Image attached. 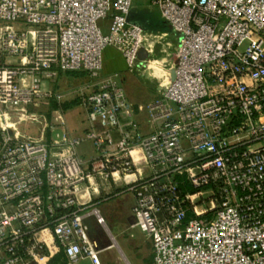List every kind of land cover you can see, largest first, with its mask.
I'll return each mask as SVG.
<instances>
[{
	"label": "built area",
	"instance_id": "built-area-1",
	"mask_svg": "<svg viewBox=\"0 0 264 264\" xmlns=\"http://www.w3.org/2000/svg\"><path fill=\"white\" fill-rule=\"evenodd\" d=\"M149 2L173 33L174 60L160 78L149 73L158 97L135 105L119 73L102 72V52L144 73L168 33L129 22L132 0H0V53L18 58L0 65V264L58 254L100 264L83 211L92 194L112 193L109 181L129 186L151 264H264V0ZM59 72L93 80L77 96L86 127L67 132L55 111L59 138L21 136L23 120L48 126L29 106L53 95L42 82ZM83 143L92 156L78 153Z\"/></svg>",
	"mask_w": 264,
	"mask_h": 264
},
{
	"label": "rangeland",
	"instance_id": "rangeland-1",
	"mask_svg": "<svg viewBox=\"0 0 264 264\" xmlns=\"http://www.w3.org/2000/svg\"><path fill=\"white\" fill-rule=\"evenodd\" d=\"M127 20L139 25L146 33L156 35H160L162 32L168 33L166 37L160 39L159 43L156 44L155 56L149 62V65L153 64L154 73L151 69L142 73L141 68H138L133 72L127 71L120 76L121 84L129 100L145 101L146 98H149L151 101L158 97V81L151 77L150 74L160 78L166 71L165 69L170 67L174 60L175 40L173 33L161 15L159 8L151 5L149 0H132ZM4 24V22H0V26ZM12 57L15 56L0 53V65L14 64L15 61H4L6 58L11 59ZM164 57L167 60L163 63ZM71 105L77 104L73 102ZM64 115L69 126H76L83 119L84 111L80 106H74L65 111ZM46 120L48 123L46 129H50V126H53V131L50 133L51 138L61 136L60 128L51 123L49 117ZM18 127L21 134L28 135V132H30L31 138L36 137L34 136L35 133L40 135L41 132V125L28 119L23 120ZM128 188L129 186L123 184L114 186L109 181V188L106 191H111L112 193L105 195L101 191L99 197L107 198L95 204L104 221L101 223L97 222L94 214L84 220L89 238L96 243V248L100 250V264H151L152 256L149 239L137 227H131L133 221L131 212L132 197ZM112 217L114 218L113 220L110 219ZM75 264H92V262L88 257H83Z\"/></svg>",
	"mask_w": 264,
	"mask_h": 264
},
{
	"label": "crops",
	"instance_id": "crops-1",
	"mask_svg": "<svg viewBox=\"0 0 264 264\" xmlns=\"http://www.w3.org/2000/svg\"><path fill=\"white\" fill-rule=\"evenodd\" d=\"M100 25L102 26L103 30L106 31L108 21L107 20H101ZM4 61L5 62L6 61L17 62L18 58L17 57H12L11 59L6 58ZM127 71L130 72L127 69L124 58L122 57L120 52L117 51L113 47L104 48V50L102 52V72L104 74H108V73H112V72H118L119 73V80H120L121 74H123ZM120 83H121V80H120ZM92 85H93V80L91 78H89L83 72H59L54 81L44 80L42 82V89L43 90H50L53 95L51 97L41 96L39 98H35L33 103L30 104L29 109L31 111H34V112L40 114L41 116H44L46 118L49 117L51 123H54L57 127L60 128V131H61V126H58L53 121V116L55 114V111H60V113L62 114L63 120H64L65 130L71 134H80L83 131V129L86 127L84 109L80 106L82 108V110L84 111V115H83V119H81L80 122L76 126H69L67 123V120L65 119L64 114H65V111L69 110L70 108H72L74 106H79L77 96L81 93L88 92L91 89ZM54 95H58V98L56 99ZM126 96L128 98L127 93H126ZM74 100H76L77 105H71L72 104L71 102ZM129 101H131L135 105H139V104L144 105L147 102H149L150 99L146 98L145 101H137V100H129ZM66 103L67 104L69 103V105L67 107L65 106ZM74 103H75V101H74ZM134 118L136 119L141 130L144 133H149L151 131V127H150L149 122H148V116H147V113L145 111H136ZM2 125H7L11 128L16 129V122L9 119L8 117H6V121L3 122ZM17 129H18V132L21 136L31 137L30 132H28L29 133L28 135L21 134L18 125H17ZM45 130H46V132H45ZM52 131H53V126H50V129L45 128L43 131H41L40 135H39V133L38 134L35 133L34 136H36V137H33V138L44 139V136H45V141L49 143L52 140L56 139V138H51L50 133ZM61 133H62V131H61ZM84 145L81 148L80 147L78 148V153L82 156H85V157L92 156L94 153H93V149L90 146V144L87 143L85 146ZM87 146H89V148H87ZM131 197H132V206H133L134 199H133L132 193H131ZM106 198L107 197L100 198L99 196L97 197V195L92 194V197L90 198L88 204H86L85 209L83 211L84 215H85L84 220H85V218L89 217L90 215H93V213H92L93 209L94 208L97 209L95 204L104 201V199H106ZM99 215L101 216V218L104 221V218L102 217V215L100 213H99ZM108 215L110 217L109 212H108ZM110 219L113 220L114 218L112 217ZM96 221H97V218H96ZM132 223H133V221H132ZM132 223H131V227H132ZM47 238H49V237H47Z\"/></svg>",
	"mask_w": 264,
	"mask_h": 264
},
{
	"label": "trees",
	"instance_id": "trees-1",
	"mask_svg": "<svg viewBox=\"0 0 264 264\" xmlns=\"http://www.w3.org/2000/svg\"><path fill=\"white\" fill-rule=\"evenodd\" d=\"M75 103H76V100H74ZM74 101H72L71 103H73ZM69 105V103L65 104V106L67 107ZM50 264H65V259L62 257L61 254H58L56 256H54L51 261H50Z\"/></svg>",
	"mask_w": 264,
	"mask_h": 264
},
{
	"label": "bare ground",
	"instance_id": "bare-ground-1",
	"mask_svg": "<svg viewBox=\"0 0 264 264\" xmlns=\"http://www.w3.org/2000/svg\"><path fill=\"white\" fill-rule=\"evenodd\" d=\"M153 66V64L151 63L150 65H149V69H151V70H153V73L155 72V70H154V67H152ZM133 154H134V156L136 157V158H139V151L136 149L134 152H133ZM138 154V155H137ZM115 178H116V180L117 179H119L118 178V176L117 175H115ZM48 236L46 235V238H47Z\"/></svg>",
	"mask_w": 264,
	"mask_h": 264
},
{
	"label": "water",
	"instance_id": "water-1",
	"mask_svg": "<svg viewBox=\"0 0 264 264\" xmlns=\"http://www.w3.org/2000/svg\"><path fill=\"white\" fill-rule=\"evenodd\" d=\"M140 57L141 58L144 57V52L143 51L140 52Z\"/></svg>",
	"mask_w": 264,
	"mask_h": 264
}]
</instances>
